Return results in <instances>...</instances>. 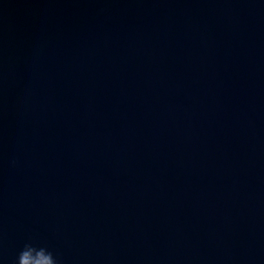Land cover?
Wrapping results in <instances>:
<instances>
[{
	"label": "water",
	"instance_id": "95a60500",
	"mask_svg": "<svg viewBox=\"0 0 264 264\" xmlns=\"http://www.w3.org/2000/svg\"><path fill=\"white\" fill-rule=\"evenodd\" d=\"M26 244L264 264V0H0V264Z\"/></svg>",
	"mask_w": 264,
	"mask_h": 264
},
{
	"label": "clouds",
	"instance_id": "9594fccd",
	"mask_svg": "<svg viewBox=\"0 0 264 264\" xmlns=\"http://www.w3.org/2000/svg\"><path fill=\"white\" fill-rule=\"evenodd\" d=\"M41 248H43V247L36 248V247H33L31 244H26L24 246L23 250L18 255L17 264H23L25 255H26V253L29 252V250H31V249L39 250ZM43 249H44L45 253L51 257V264H59L58 258L54 257L52 252L48 251L46 248H43Z\"/></svg>",
	"mask_w": 264,
	"mask_h": 264
}]
</instances>
